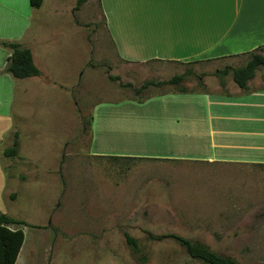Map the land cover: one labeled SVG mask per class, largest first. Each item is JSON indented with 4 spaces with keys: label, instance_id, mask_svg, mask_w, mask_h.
<instances>
[{
    "label": "rangeland",
    "instance_id": "obj_1",
    "mask_svg": "<svg viewBox=\"0 0 264 264\" xmlns=\"http://www.w3.org/2000/svg\"><path fill=\"white\" fill-rule=\"evenodd\" d=\"M77 1L64 0L54 13L50 0L40 11L29 0H0V19L33 16L32 40L22 45L32 47L41 72L17 80L15 128L5 145L17 142L18 155L2 159L11 177L2 209L29 225L50 224L54 239L52 248L44 241L33 245L29 264H93L99 258L138 264L125 233L138 241L148 264L193 263L174 240L150 241L148 232L204 243L239 264H264V167L204 160L214 150L208 121L198 112L194 128L191 118L180 121L183 140L198 148L160 152L166 122L153 107L159 101H133L136 91L139 97L174 92L173 86L143 87L182 75L189 92L224 91L235 85L233 70L251 57L126 63L116 56L99 1L76 10ZM13 25L1 21L0 38L18 42ZM32 231L25 229L28 245ZM84 232L102 236L103 246L84 243Z\"/></svg>",
    "mask_w": 264,
    "mask_h": 264
},
{
    "label": "crops",
    "instance_id": "obj_2",
    "mask_svg": "<svg viewBox=\"0 0 264 264\" xmlns=\"http://www.w3.org/2000/svg\"><path fill=\"white\" fill-rule=\"evenodd\" d=\"M46 1L44 0L40 9L35 10L43 9ZM63 1L50 0V4L56 9L54 13L60 12L58 7L63 5ZM98 1L116 56L126 63L187 64L245 56L260 48L264 52V0ZM33 19V16L0 19V22L7 25L16 22L17 27H13L20 33L18 42L0 38V214L14 220L19 219L11 217L1 207L2 198L9 194L6 190L11 180L4 170L2 159L6 150L5 139L15 128V116L11 108L16 106L18 79L7 72L12 51L2 44L22 45V41L28 38L31 41L32 36L28 37V34ZM263 52L258 51L256 54L264 56ZM259 73L262 75L258 76ZM183 96L192 97L179 99ZM147 101H159L153 107H158L159 111L155 112L164 116L166 122L160 152L178 155L198 148L193 142L183 140L180 129V121L184 116L191 118L193 125L190 126L194 128V115L198 112L200 118L201 114H205L208 121L209 143L214 150L213 156L204 160L264 167V68L259 69L255 78L248 82L247 90H242L235 84L224 91L212 89L186 94L165 93L151 96L145 102ZM197 127H201L199 122ZM90 131L92 132V125ZM157 144L154 143L151 148H157ZM201 149L205 150L204 145ZM49 225H30L33 231L29 245L26 227L5 226L12 232L22 230L25 235L15 264H29L28 258L31 255L28 253H35L33 245L38 241L40 244L44 241L46 248L54 247V239H50L52 235ZM39 231H43L42 234L45 235L41 239L38 236ZM83 235L84 243L97 241L100 242L99 247L103 246L102 236L94 239L90 236L87 238L85 232ZM25 249L27 253L24 255ZM109 263L116 264L114 261ZM93 264H104V261L99 258Z\"/></svg>",
    "mask_w": 264,
    "mask_h": 264
},
{
    "label": "trees",
    "instance_id": "obj_3",
    "mask_svg": "<svg viewBox=\"0 0 264 264\" xmlns=\"http://www.w3.org/2000/svg\"><path fill=\"white\" fill-rule=\"evenodd\" d=\"M90 0H78L76 10ZM44 0H29V4L33 9H40L43 6ZM4 47L12 51V56L8 59L7 72L11 74L15 79L24 80L28 78H36L41 75L40 70L35 65L32 52L18 43H3ZM262 52L263 48L258 49L254 53H250V61L246 66L233 70V80L237 86L242 90H247L248 82L255 78L256 72L264 68V56L256 54V52ZM227 72V71H225ZM187 75L175 76L166 83H146L143 90L149 87L161 88L163 86H173L174 92L178 94H186L189 91L183 87ZM112 80H118V78H111ZM136 101L143 103L150 97H139L141 91H136ZM93 121V118H92ZM91 121V125H92ZM90 125V127H91ZM17 136V135H16ZM18 143L15 142L14 146L8 148L4 152L6 158H14L18 155ZM123 158V157H113ZM127 158V157H126ZM23 226L31 227L24 221L14 220L10 217L0 214V264H15L22 245L25 241V235L22 230L12 232L6 229L5 226ZM36 228V227H33ZM150 241L161 242L166 239H172L184 249L185 253L192 259L194 264H239L235 259L223 255H219L212 251L210 247L200 242H193L182 236L175 234H166L156 236L152 233H147ZM127 245L131 248L138 264H148V256L142 252L138 241L131 237L129 234H124Z\"/></svg>",
    "mask_w": 264,
    "mask_h": 264
}]
</instances>
